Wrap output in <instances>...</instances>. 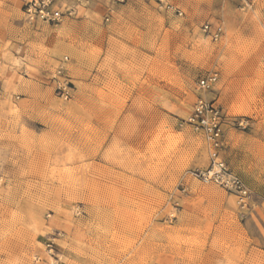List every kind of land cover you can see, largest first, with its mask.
Returning a JSON list of instances; mask_svg holds the SVG:
<instances>
[{
    "label": "rangeland",
    "instance_id": "obj_1",
    "mask_svg": "<svg viewBox=\"0 0 264 264\" xmlns=\"http://www.w3.org/2000/svg\"><path fill=\"white\" fill-rule=\"evenodd\" d=\"M26 1L0 0V264H264V0ZM199 96L247 121L220 153L246 207L196 175Z\"/></svg>",
    "mask_w": 264,
    "mask_h": 264
},
{
    "label": "built area",
    "instance_id": "obj_2",
    "mask_svg": "<svg viewBox=\"0 0 264 264\" xmlns=\"http://www.w3.org/2000/svg\"><path fill=\"white\" fill-rule=\"evenodd\" d=\"M160 2L164 4L166 9L174 10L180 16L183 15L181 9L174 7L165 0H160ZM23 7L26 19L32 24L40 21L54 23L60 21L64 16V12L55 0H27ZM204 31L214 39H218L220 36V31L212 30L209 23L204 25ZM64 70V66H59L55 76H63ZM218 78L217 72L210 73L198 81V89L203 91L214 90ZM54 86L63 98L68 99L70 97L66 79L57 80L54 78ZM184 121L202 134L210 152L209 167L197 172L196 175L204 182L216 183L230 191L237 197L238 204L246 207L250 199V191L242 178L221 158L220 153L226 144L227 127L245 129L247 121L231 115L216 98L208 100L203 96L197 98L192 112ZM48 247H51V244H48Z\"/></svg>",
    "mask_w": 264,
    "mask_h": 264
}]
</instances>
